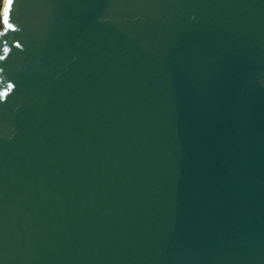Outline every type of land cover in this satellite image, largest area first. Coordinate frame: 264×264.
Returning <instances> with one entry per match:
<instances>
[{"label": "water", "instance_id": "water-1", "mask_svg": "<svg viewBox=\"0 0 264 264\" xmlns=\"http://www.w3.org/2000/svg\"><path fill=\"white\" fill-rule=\"evenodd\" d=\"M0 17V264H264V0Z\"/></svg>", "mask_w": 264, "mask_h": 264}, {"label": "bare ground", "instance_id": "bare-ground-1", "mask_svg": "<svg viewBox=\"0 0 264 264\" xmlns=\"http://www.w3.org/2000/svg\"><path fill=\"white\" fill-rule=\"evenodd\" d=\"M4 4H5V1L3 2L2 12H3V10H4Z\"/></svg>", "mask_w": 264, "mask_h": 264}, {"label": "trees", "instance_id": "trees-1", "mask_svg": "<svg viewBox=\"0 0 264 264\" xmlns=\"http://www.w3.org/2000/svg\"><path fill=\"white\" fill-rule=\"evenodd\" d=\"M0 9H1V5H0ZM0 29H1V17H0Z\"/></svg>", "mask_w": 264, "mask_h": 264}, {"label": "built area", "instance_id": "built-area-1", "mask_svg": "<svg viewBox=\"0 0 264 264\" xmlns=\"http://www.w3.org/2000/svg\"><path fill=\"white\" fill-rule=\"evenodd\" d=\"M0 5H3V0H0Z\"/></svg>", "mask_w": 264, "mask_h": 264}, {"label": "rangeland", "instance_id": "rangeland-1", "mask_svg": "<svg viewBox=\"0 0 264 264\" xmlns=\"http://www.w3.org/2000/svg\"><path fill=\"white\" fill-rule=\"evenodd\" d=\"M5 0H3V2H4ZM1 9H2V5H1ZM1 9H0V12H1Z\"/></svg>", "mask_w": 264, "mask_h": 264}, {"label": "snow or ice", "instance_id": "snow-or-ice-1", "mask_svg": "<svg viewBox=\"0 0 264 264\" xmlns=\"http://www.w3.org/2000/svg\"><path fill=\"white\" fill-rule=\"evenodd\" d=\"M10 2H13V0H10Z\"/></svg>", "mask_w": 264, "mask_h": 264}]
</instances>
